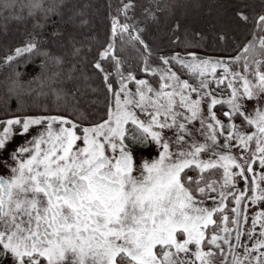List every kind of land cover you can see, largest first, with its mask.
<instances>
[{
  "label": "snow or ice",
  "instance_id": "6c2138e0",
  "mask_svg": "<svg viewBox=\"0 0 264 264\" xmlns=\"http://www.w3.org/2000/svg\"><path fill=\"white\" fill-rule=\"evenodd\" d=\"M199 6L108 0L101 35L91 0H0V264H264V0L209 19L218 56Z\"/></svg>",
  "mask_w": 264,
  "mask_h": 264
},
{
  "label": "trees",
  "instance_id": "16d2710c",
  "mask_svg": "<svg viewBox=\"0 0 264 264\" xmlns=\"http://www.w3.org/2000/svg\"><path fill=\"white\" fill-rule=\"evenodd\" d=\"M91 2L94 5H96V7L99 9V13L96 14L94 18V25L97 28V30L101 33V35H103L106 26V20H104V17L107 15V11L104 5L108 2V0H91ZM114 2L115 0H113V3ZM190 2L193 4L198 3L200 6L189 8L186 14L181 15V19L186 25V29L181 31L180 34L181 40L183 41L185 37L191 40L193 31H203L207 39L204 41H200L199 48H192L191 50L197 51L200 55H209V56L223 55L222 52L211 50L212 38L211 36H208L210 34L209 33L210 24L208 23V21L210 18H215L217 15H219L221 19H226L230 17L235 11L234 5L237 3V0H190ZM136 3L138 7L136 9L135 15L139 19V14H140L139 6L140 5L146 6L148 4V0H136ZM249 3H253L258 6L259 0H249ZM210 5L211 8L209 7ZM256 10L259 11V8L257 7ZM53 19H55V17ZM0 23H2V21H0ZM27 26L30 28L31 24L29 23ZM163 27L164 25L162 24L161 28ZM18 28L19 31H17ZM23 32H24L23 25L15 24L14 28L9 27L8 37L6 39L0 38V52H3L5 46L18 45L23 39ZM152 32L156 34L157 30L153 28ZM234 34H236L237 37L240 38L241 35L245 34V29L243 27L234 28ZM159 35L162 36L163 31H160ZM53 51H55V49H53ZM176 51H181V48H177ZM232 54L234 55L235 53L233 52ZM47 69L48 70L51 69V65L47 67H42L41 58L36 57L30 59L27 63H21L19 66L16 67L15 70L22 74L20 79L22 82H24V86L27 87L34 85L37 81L40 82L43 79V77H45L44 74ZM56 70H57L56 68H53V71ZM86 70L91 72L90 68ZM9 72H12V70L7 67H0L1 78L6 76ZM29 81L32 82L30 85L27 83ZM99 99L103 100V96L99 95ZM41 102H46L51 106L50 100L44 99L41 100ZM10 106L13 109L16 107L15 100L11 101ZM99 107L102 108V105H99Z\"/></svg>",
  "mask_w": 264,
  "mask_h": 264
},
{
  "label": "rangeland",
  "instance_id": "374dc122",
  "mask_svg": "<svg viewBox=\"0 0 264 264\" xmlns=\"http://www.w3.org/2000/svg\"><path fill=\"white\" fill-rule=\"evenodd\" d=\"M10 28H14L15 27V23H12V24H10V26H9ZM208 36H211L210 34L208 35ZM49 68V67H48ZM53 66H51V69H47L46 71H45V77L46 76H48V75H51V73H52V71H53ZM13 75V73L12 72H9L6 76H4L3 78H1V76H0V95H2L5 91H6V88H7V77H9V76H12ZM45 77H43V79L45 78ZM39 81H37L34 85H32V86H30V87H32V88H35V89H39V84H40V82L38 83ZM72 86V84L71 83H68L67 85H66V87H71ZM27 87H29V86H27ZM25 99H28V100H31V99H35V95H33V97H31V98H29V97H25ZM45 98L44 97H41L40 98V100H44ZM14 100V99H13ZM46 100V99H45ZM251 105H250V109H251ZM19 142H21L19 139L17 140V143H19ZM147 155V157L148 158H150L151 156H153V155H155V151L154 150H152V151H150L149 153H147L146 154Z\"/></svg>",
  "mask_w": 264,
  "mask_h": 264
},
{
  "label": "flooded vegetation",
  "instance_id": "af4514ba",
  "mask_svg": "<svg viewBox=\"0 0 264 264\" xmlns=\"http://www.w3.org/2000/svg\"><path fill=\"white\" fill-rule=\"evenodd\" d=\"M146 157H147V155H146ZM148 158V157H147Z\"/></svg>",
  "mask_w": 264,
  "mask_h": 264
}]
</instances>
